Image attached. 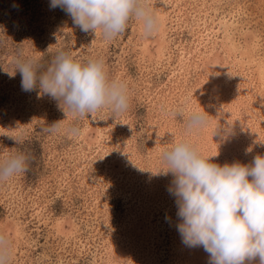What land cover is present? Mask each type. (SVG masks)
<instances>
[{
    "label": "rangeland",
    "instance_id": "374dc122",
    "mask_svg": "<svg viewBox=\"0 0 264 264\" xmlns=\"http://www.w3.org/2000/svg\"><path fill=\"white\" fill-rule=\"evenodd\" d=\"M143 2L153 34L133 16L106 39L51 0H0V162L23 154L27 164L0 179L8 264H209L177 230L172 175L153 173L179 141L220 165L264 155V0ZM60 51L102 61L126 85L127 110L74 117L38 88L23 91L17 58L42 72ZM194 111L206 123L189 130Z\"/></svg>",
    "mask_w": 264,
    "mask_h": 264
},
{
    "label": "clouds",
    "instance_id": "9594fccd",
    "mask_svg": "<svg viewBox=\"0 0 264 264\" xmlns=\"http://www.w3.org/2000/svg\"><path fill=\"white\" fill-rule=\"evenodd\" d=\"M50 6L64 10L82 32L99 29L106 39L124 33L133 16L142 21L146 37L157 27L143 0H51ZM15 70L21 75L23 91L38 88L74 117L89 116L105 106L119 113L129 106L126 85L110 81L102 61L90 59L82 64L60 51L42 72L27 58H17ZM205 123V112L194 111L189 113L186 127L199 129ZM57 130L58 122L49 128ZM67 132L77 136L80 129L69 126ZM212 157L202 156L187 141L175 142L161 154L166 169L153 173L173 177L168 191L175 197L176 227L182 242L202 246L209 254V264H245L257 257L264 264V155H255L250 164L220 165ZM26 171L23 154L0 162V179ZM8 259L9 243L0 235V264H8Z\"/></svg>",
    "mask_w": 264,
    "mask_h": 264
}]
</instances>
